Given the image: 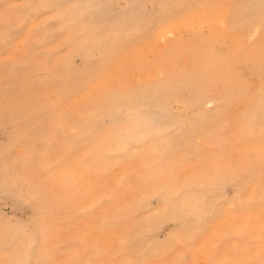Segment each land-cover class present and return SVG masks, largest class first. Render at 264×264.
<instances>
[{"label": "snow or ice", "instance_id": "6c2138e0", "mask_svg": "<svg viewBox=\"0 0 264 264\" xmlns=\"http://www.w3.org/2000/svg\"><path fill=\"white\" fill-rule=\"evenodd\" d=\"M236 37L258 83L186 65ZM0 126V264H264V0L7 6Z\"/></svg>", "mask_w": 264, "mask_h": 264}, {"label": "rangeland", "instance_id": "374dc122", "mask_svg": "<svg viewBox=\"0 0 264 264\" xmlns=\"http://www.w3.org/2000/svg\"><path fill=\"white\" fill-rule=\"evenodd\" d=\"M23 2H25V0H0V12L5 11L7 6H10L13 4H19ZM116 2L127 3L128 0H116ZM7 10L12 11L13 13L23 11L22 9H19V8H15V9L8 8ZM219 31H223V29H219ZM54 35H59V33H55ZM210 36L214 37L215 33H211ZM171 38L172 37L169 36L168 39L171 40ZM210 40L205 45L204 49L197 51L195 56H192L191 58H188V57L185 58V63L190 69H194L196 71H205L208 73H217V74L218 73L222 74L223 72H225L224 73L225 75H231V74H235L239 72L242 75H246L250 80L254 79L257 81V83L259 82V64L255 60V54L258 51V48L252 46L255 42L248 41L244 37H236V38L229 39L227 44H223V45L218 44V43L214 44L213 43L214 39H212L211 41ZM155 43L159 45L160 50H163V48L165 47L164 37L158 36L155 40ZM58 45H59V41L57 42V47ZM57 47H54L52 51L53 52L56 51ZM219 49L222 52L220 51L219 53ZM227 49H229V51ZM242 49L244 50V52ZM212 52H213V57L211 56ZM224 53H225V56H224ZM229 53H231V56L229 55ZM71 56H72V50L66 49L62 53L61 57H59V59H64V58L71 57ZM198 56L199 57L201 56V57L199 58ZM217 56H218V60L216 59ZM213 58H215V60H213ZM207 61H210V63ZM74 62H77L75 58H74ZM211 62L212 63L214 62V63L211 64ZM224 68L225 69L227 68V69L224 70ZM134 69H135V65L125 63V64L119 65L116 68H114L113 75L120 76V75H123L124 73V75L131 77L134 74ZM30 103L32 104L33 108H37L40 106L39 101H30ZM20 119L22 122L24 121L23 111L20 113ZM12 131L13 130L11 128H9L8 130H5L2 126H0V150H2L4 145L10 140ZM113 258H116V257H113Z\"/></svg>", "mask_w": 264, "mask_h": 264}, {"label": "bare ground", "instance_id": "6f19581e", "mask_svg": "<svg viewBox=\"0 0 264 264\" xmlns=\"http://www.w3.org/2000/svg\"><path fill=\"white\" fill-rule=\"evenodd\" d=\"M211 40H212V39H211ZM211 40H210V41H211ZM213 43L216 44L214 41H213ZM245 47H247V46H245ZM220 49H221V48H220ZM220 49H219V53H220V51H221ZM215 50H216V48H215ZM227 50L229 51V49H227ZM227 50H226V51H227ZM242 50H243V49H242ZM242 50H241V52H242ZM228 51H227V52H228ZM221 52H222V51H221ZM224 52H225V51H224ZM243 52H244V50H243ZM231 53H232V52H231ZM231 53H229L230 56H231ZM227 54H228V53H227ZM250 54H251V53H250ZM201 55H202V54H201ZM217 55H218V54H217ZM220 55H221V54H220ZM211 56L213 57V52H212V55H211ZM218 56H219V55H218ZM218 56H217V58H216L217 60H218ZM224 56H225V53H224ZM198 57H199V56H198ZM200 57H201V56H200ZM200 57H199V58H200ZM203 57H204V56H203ZM215 57H216V55H215ZM222 57H223V56H222ZM232 57H233V56H232ZM202 60H203V59H202ZM213 60H215V58H213ZM210 61H211V60H210ZM210 61H207V62L210 63ZM228 61H230V60H228ZM214 62H215V61H214ZM214 62H213V63H214ZM213 63L211 62V64H213ZM219 63H220V62H219ZM217 64H218V63H217ZM230 64H231V62H230ZM219 66H220V65H219ZM228 66H229V65H228ZM220 67H221V66H220ZM226 69H227V68H226ZM226 69L224 68V70H226ZM124 70H125V69H124ZM219 70H220V69H219ZM224 70H223V71H224ZM223 71H222V72H223ZM123 72H124V71H123ZM219 72H220V71H219ZM224 73H225V72H223L222 74L225 75ZM218 74H220V73H218ZM123 75H124V73H123Z\"/></svg>", "mask_w": 264, "mask_h": 264}]
</instances>
